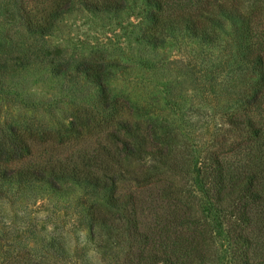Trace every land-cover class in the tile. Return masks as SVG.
Segmentation results:
<instances>
[{
	"label": "trees",
	"instance_id": "obj_1",
	"mask_svg": "<svg viewBox=\"0 0 264 264\" xmlns=\"http://www.w3.org/2000/svg\"><path fill=\"white\" fill-rule=\"evenodd\" d=\"M33 1L16 3L38 25L49 15L35 20L27 9ZM148 1L145 42L160 46L188 36L217 48L213 135L184 141L153 104L114 96L95 68L103 110L83 112L62 131L16 127L20 151L9 156L30 151L28 138L72 149L36 164L31 175L55 187L84 186L85 198L94 201L92 235L115 264H264V8L253 0L247 6L241 0ZM78 3L95 10L126 6V0ZM121 109L126 116L117 114Z\"/></svg>",
	"mask_w": 264,
	"mask_h": 264
},
{
	"label": "rangeland",
	"instance_id": "obj_2",
	"mask_svg": "<svg viewBox=\"0 0 264 264\" xmlns=\"http://www.w3.org/2000/svg\"><path fill=\"white\" fill-rule=\"evenodd\" d=\"M53 1L28 6L35 20L49 15L30 25L16 0H0V171H8L0 173V264H115L92 235L94 201L85 198L84 186L66 181L55 187L31 175L36 164L72 149L28 138L30 151L10 158L20 151L12 130H67L83 112L102 111L101 87L91 74L96 68L114 96L153 104L184 141L201 143L215 132L220 57L211 44L188 36L160 46L145 42L148 0H126L116 11L78 0L56 8ZM252 5L264 8V0Z\"/></svg>",
	"mask_w": 264,
	"mask_h": 264
}]
</instances>
